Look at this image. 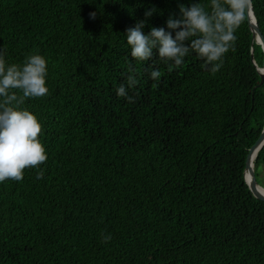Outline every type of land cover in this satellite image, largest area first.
Returning a JSON list of instances; mask_svg holds the SVG:
<instances>
[{"label": "trees", "instance_id": "obj_1", "mask_svg": "<svg viewBox=\"0 0 264 264\" xmlns=\"http://www.w3.org/2000/svg\"><path fill=\"white\" fill-rule=\"evenodd\" d=\"M195 2L0 0L7 62L39 53L49 69V94L22 106L42 125L45 175L0 183V264H264V203L244 174L264 129L247 14L215 75L195 53L170 67L125 43L146 10L147 34ZM252 5L264 35V0ZM130 67L131 104L116 93ZM255 170L264 186V146Z\"/></svg>", "mask_w": 264, "mask_h": 264}, {"label": "clouds", "instance_id": "obj_2", "mask_svg": "<svg viewBox=\"0 0 264 264\" xmlns=\"http://www.w3.org/2000/svg\"><path fill=\"white\" fill-rule=\"evenodd\" d=\"M253 0H197L188 6L179 5V18L169 16L166 27H149L148 20L158 12L156 7L146 10L145 19L124 34L131 57L140 62L151 61L154 52L170 67H180L185 58L195 53L204 63L202 67L215 75L223 67L224 57L234 48L235 33L252 8ZM95 13L90 17L95 19ZM125 83L116 89L117 96L131 104L135 95L129 92L139 84L136 71L128 69ZM49 69L45 56L33 53L21 64H9L6 50L0 48V183L20 182L25 169H37L36 179L42 180L45 170L40 168L48 160L45 146L39 137L42 125L35 114L22 107L26 100L49 94ZM161 72L152 69L150 79L159 82ZM112 234H102L108 244Z\"/></svg>", "mask_w": 264, "mask_h": 264}, {"label": "water", "instance_id": "obj_3", "mask_svg": "<svg viewBox=\"0 0 264 264\" xmlns=\"http://www.w3.org/2000/svg\"><path fill=\"white\" fill-rule=\"evenodd\" d=\"M247 19H248L249 27L253 33L254 40L262 48V67H259L258 64L254 62L255 66L257 67L261 75V83L259 86H262L264 84V35L255 17L253 5L250 12L247 13ZM252 58H254V49L252 50ZM263 146H264V129L260 137L257 139V141L249 149L244 174L251 193L254 195L255 198L259 199L264 203V193L260 188L261 184L258 182L256 170H255V160L258 156L259 151L263 148Z\"/></svg>", "mask_w": 264, "mask_h": 264}, {"label": "rangeland", "instance_id": "obj_4", "mask_svg": "<svg viewBox=\"0 0 264 264\" xmlns=\"http://www.w3.org/2000/svg\"><path fill=\"white\" fill-rule=\"evenodd\" d=\"M259 173H260V175H261L260 178H259L260 183H263V182H262V173H263L262 170H259Z\"/></svg>", "mask_w": 264, "mask_h": 264}, {"label": "bare ground", "instance_id": "obj_5", "mask_svg": "<svg viewBox=\"0 0 264 264\" xmlns=\"http://www.w3.org/2000/svg\"><path fill=\"white\" fill-rule=\"evenodd\" d=\"M262 192L264 193V186L260 185Z\"/></svg>", "mask_w": 264, "mask_h": 264}]
</instances>
